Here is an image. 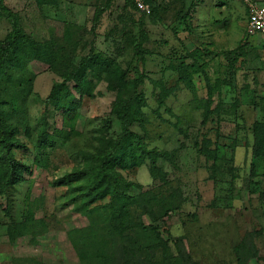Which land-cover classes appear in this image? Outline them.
<instances>
[{
    "label": "rangeland",
    "instance_id": "obj_1",
    "mask_svg": "<svg viewBox=\"0 0 264 264\" xmlns=\"http://www.w3.org/2000/svg\"><path fill=\"white\" fill-rule=\"evenodd\" d=\"M142 2L148 13L131 0L1 1L36 46L0 71V136L9 133L22 165L6 184L0 137V264H98L81 260L69 236L88 223L73 208L91 179H75L113 152L125 100L127 130L144 151L131 141L134 156L124 169L106 167L104 183L120 181L118 193L137 201L130 220L152 224L170 246L164 254L146 233L114 232L107 264H237L241 242L245 264H264V158L252 155L251 136L264 122V35L247 32L239 0ZM10 27L2 15L0 42ZM56 90L75 104L66 118L49 103ZM164 204L171 211L160 218ZM28 211L44 230L12 244L8 225ZM103 218L98 210L94 221Z\"/></svg>",
    "mask_w": 264,
    "mask_h": 264
},
{
    "label": "trees",
    "instance_id": "obj_2",
    "mask_svg": "<svg viewBox=\"0 0 264 264\" xmlns=\"http://www.w3.org/2000/svg\"><path fill=\"white\" fill-rule=\"evenodd\" d=\"M1 1L2 0H0V17L2 15L6 16L10 22L11 27L10 31L0 42V71L3 68L9 66L10 60H13V62L15 63L14 65H12V68H15L19 64L17 62H19L18 60H21V57H18L17 50L19 51V49L21 48V52L26 53V51L31 50L33 44L35 45L34 41H32L31 39L29 40L25 37L24 32L19 27L16 18L13 16L10 10L2 5ZM133 8L135 9L134 6ZM22 39L24 41L23 44H21ZM39 55H36V58L42 60L47 54L43 52ZM138 56L140 59H142L139 51ZM84 68H86V66ZM91 70H95V67L91 68ZM78 73L80 77L83 76L81 72ZM179 80H182V78L180 77ZM182 81L186 83V85L191 84V81L186 80V78H183ZM82 83L83 81L79 80L76 82V86L81 88ZM135 83L137 85V82ZM69 97V94L61 95L57 90L55 91V93H51L49 95V103H53L54 110H61L63 118H66L67 114L75 109V104H73L72 101H68ZM132 98L136 99V101L138 99V96L135 93V89L133 90V96L131 97V100ZM129 106L130 101L125 100L121 102L118 108V119L122 124V130L116 139V144L113 147V152L107 153L105 155L103 163H100V166L97 167L95 171L88 175L86 172L82 171L80 172V176L75 179L76 181L88 180V178L91 179V181L87 184L80 185V188H82V190H79V195H77L79 196L78 199H80V201L76 202L73 208V212L87 219L88 223L81 229H74L75 231L69 233L74 250L80 257V259L84 261L91 257L92 259L95 258L98 261V264H107V262L105 261L106 259L104 250L106 245L108 244L107 239L109 235L114 232H117L120 235L132 230L138 233H146L151 236L150 238L154 242H156V246L160 247L162 253L164 254H167L170 246V241L168 239H164L158 232L157 228L155 226H152V224L144 225L141 221L135 222L130 220V213L128 209L130 206L135 205L137 201L135 200V196H131L126 192L122 193V195L118 193V190L121 189L120 181L115 178L114 181H111V187L107 184L105 185L104 183V177L107 176V172L105 170L106 167L112 166L115 169L116 165L118 166V168L124 169L130 159H132V157L134 156V153L131 151L130 147L132 145L131 141L132 143L136 142V145L144 151V147L140 144V142H137L132 133L127 130V125L130 122L128 121V115L130 114ZM8 134L9 133H3L2 131L0 137L2 138L1 151H3V159L7 169L9 170V177L7 179L8 182L6 184L11 185L16 179L18 180V178L20 177L19 170L22 165L20 166L16 165L17 163H13L11 143L8 141ZM251 136L253 140L252 155L258 158H264V122L252 123ZM46 142L42 143L40 146H46ZM203 142L204 143L202 144L206 149L208 141L203 140ZM146 154L150 155V153ZM209 154L213 156V159H216V153L212 152ZM20 181H22V179H20ZM122 186H126L125 190H127L130 185L123 183ZM109 195L111 196V200L109 203L97 206L94 205L97 200H102ZM144 200L146 202H150L146 199ZM159 200L157 201V203H163V199ZM150 206H152V204H150ZM162 206L163 208L160 218L166 216L168 212L171 211L170 204H164ZM98 210H101L103 214L105 213L107 219L103 218L99 221H94ZM43 228V222L40 221V219L36 220L33 216V213L31 211H28L24 215V219L22 221H11V223L8 225V237L12 244H15V242L19 238L23 237H29L30 241L34 242V238L44 230ZM245 248V243L243 242L237 244L234 247L233 250L236 255L237 264H245L246 261L251 257H248V255L245 256V254H247ZM87 249H89V252L87 251ZM92 250L94 252V256L92 255ZM244 257H248L247 260L243 259ZM14 263L32 264V261L31 259L15 258ZM36 263L38 262H34V264Z\"/></svg>",
    "mask_w": 264,
    "mask_h": 264
},
{
    "label": "built area",
    "instance_id": "obj_3",
    "mask_svg": "<svg viewBox=\"0 0 264 264\" xmlns=\"http://www.w3.org/2000/svg\"><path fill=\"white\" fill-rule=\"evenodd\" d=\"M138 11L147 12L142 0H131ZM247 9L246 29L250 34L264 35V5L256 0H239Z\"/></svg>",
    "mask_w": 264,
    "mask_h": 264
},
{
    "label": "crops",
    "instance_id": "obj_4",
    "mask_svg": "<svg viewBox=\"0 0 264 264\" xmlns=\"http://www.w3.org/2000/svg\"><path fill=\"white\" fill-rule=\"evenodd\" d=\"M241 3H242V2H241ZM10 264H16V263L13 262V263H10ZM32 264H34V263H32ZM36 264H40V263H36Z\"/></svg>",
    "mask_w": 264,
    "mask_h": 264
}]
</instances>
